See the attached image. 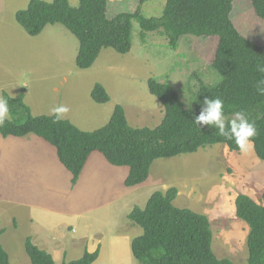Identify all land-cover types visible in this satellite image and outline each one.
<instances>
[{"label":"rangeland","instance_id":"obj_1","mask_svg":"<svg viewBox=\"0 0 264 264\" xmlns=\"http://www.w3.org/2000/svg\"><path fill=\"white\" fill-rule=\"evenodd\" d=\"M28 1L0 0V97L7 94L16 98L24 89L23 102L32 116L53 115L51 109L63 105L68 112L62 119L81 131L92 132L102 128L119 105L131 128L152 129L164 114L160 102L147 90L148 79L170 85L185 105L200 82L217 81L210 68L216 37L184 36L174 51L156 33L146 34L141 42L136 22L132 23L129 53L121 55L103 49L91 68L79 70L75 65L78 41L63 26L48 25L38 36L30 37L15 22L14 12L25 8ZM68 2L74 7L78 0ZM164 3L165 0H149L140 6V12L146 17H159ZM137 6L136 0H108V17L133 13ZM230 16L243 37L256 45L264 44V21L256 16L251 0H236ZM95 83L106 91L107 103L91 100ZM43 148L53 157L43 159L47 164H42L39 156L46 153ZM84 169L80 184L71 188V175L58 163L53 148L37 138L0 137L1 245L10 264H31L23 241L35 228L33 220L42 226L36 238L51 247H63L65 258L62 260L59 251L60 258L70 262L78 260L75 256L80 253L70 245L77 236L70 231L76 228L72 215L82 211L92 214L108 206L107 216L96 218L118 217L121 226L127 218L122 216L124 213L128 216L135 206L143 208L153 192L170 187L178 191L175 207L207 217L215 257L246 264L249 229L235 216V200L245 195L259 203L264 190V161L256 157L252 146L242 153L216 144L193 154L157 160L146 182L133 188L123 184L127 168L110 166L98 153L89 157ZM127 229L130 238L142 233L137 226ZM43 248L52 253L47 246ZM128 253L129 257L117 258L125 260L120 264H139L129 247Z\"/></svg>","mask_w":264,"mask_h":264},{"label":"trees","instance_id":"obj_2","mask_svg":"<svg viewBox=\"0 0 264 264\" xmlns=\"http://www.w3.org/2000/svg\"><path fill=\"white\" fill-rule=\"evenodd\" d=\"M149 0H136L133 13L122 12L108 17V0H78L72 7L68 0H29L25 8L14 12L15 22L30 37L38 36L46 26L59 24L74 36L79 44L76 68L87 70L93 66L101 50L112 49L124 55L131 50V28L136 22L141 42L146 34L156 33L176 50L184 36L216 37L217 48L210 64L217 75L212 84L200 82L185 105L168 84L152 78L147 80L148 92L162 105L163 118L152 129L131 128L123 108L115 106L108 122L92 132L81 131L68 120L53 122L55 116H32L24 104L25 90L16 98L3 94L9 104V117L0 124L1 138H24L34 135L55 151L60 165L70 173L73 188L90 155L99 153L115 168H127L126 188L146 182L152 164L160 159H171L193 154L198 149L224 145L230 152H239L234 140L219 135L214 127L196 125L205 97L221 98L224 114L245 111L254 121L257 134L253 151L264 161V95L257 84L264 73V44L256 45L243 37L231 21L232 5L236 0H165L159 17H146L140 6ZM258 18L264 21V0H251ZM264 87V85H261ZM90 98L97 104L109 101L104 88L95 83ZM177 189L153 192L143 208L133 207L128 221L142 230L130 241V252L139 264H236L229 259H218L211 250L212 234L207 217L192 210L175 207ZM235 216L248 227L246 264H264V190L260 202L239 195L235 200ZM0 231V236H1ZM24 251L31 264H55L47 252L23 241ZM98 255L85 252L78 260L61 264H92ZM0 264H10L1 245Z\"/></svg>","mask_w":264,"mask_h":264},{"label":"crops","instance_id":"obj_3","mask_svg":"<svg viewBox=\"0 0 264 264\" xmlns=\"http://www.w3.org/2000/svg\"><path fill=\"white\" fill-rule=\"evenodd\" d=\"M26 137L32 140L33 139L35 140V138H37L31 134ZM43 149L46 151V153L43 155L39 154V156L42 160V164H47L43 161V159H49V158L53 159V157H52V154L46 148H43ZM94 153H97V152H94ZM84 172H85V169H83L74 187L80 184V178L83 176ZM107 209H108V206H106L105 209L103 207V208H98L97 210H93L92 214L91 212H88V214L85 215L84 214L85 211H82V212H77L74 215H72L73 216L72 219L75 222L76 228L75 230L71 229L70 231L72 233L75 232L76 233L75 236L76 235L77 236L73 237L70 245L73 246L75 250H80L79 255H81V252L82 253L87 252L91 254V253H94L96 250H98L97 258L92 264H116V262L120 264V263H125V260H121V261L117 260L119 256L121 258H125V255L129 257L128 247L130 246V241L133 238H130L129 236L130 233L128 232L127 228H131L132 224L127 220V218H126L125 223L121 224V226H119V223L117 220L118 217L113 220H109V218L101 219V220L96 218L97 216L99 217L107 216ZM122 213H124L123 210L120 214ZM122 216L127 217L125 213ZM32 222L35 226L32 234L29 235L30 238L33 239L32 243L35 246H37L39 249L44 250V251L45 249L43 247L46 248L47 246L48 250L52 251V253H49V254L52 256L54 263L58 264L57 262L59 261L62 262L63 258H65V252H64L63 247L54 248V247L49 246L47 242H45L46 243L45 244L44 242L39 241V239L36 238L37 236L35 234L39 235V233L42 232V226L38 225V223H35L36 220H33ZM16 227L17 226H15V229ZM0 240H1V236H0ZM59 251H61V254L63 255L62 260L60 258ZM79 255L76 254L75 257L80 258L81 256ZM112 260H115L116 262L112 263Z\"/></svg>","mask_w":264,"mask_h":264},{"label":"clouds","instance_id":"obj_4","mask_svg":"<svg viewBox=\"0 0 264 264\" xmlns=\"http://www.w3.org/2000/svg\"><path fill=\"white\" fill-rule=\"evenodd\" d=\"M257 70L264 73V66H257ZM264 80L257 84V91L264 95ZM58 122L63 118V114L68 112L66 106L60 105L51 109ZM9 117V104L6 99L0 97V124ZM200 127L210 126L218 130L219 135L229 140H234L235 144L242 153H247L252 146L253 138L257 134L255 122H250L249 115L245 111H235L230 117L224 114V101L217 98L205 97L199 116L194 117L193 121Z\"/></svg>","mask_w":264,"mask_h":264}]
</instances>
